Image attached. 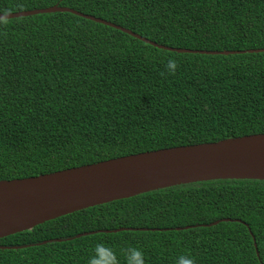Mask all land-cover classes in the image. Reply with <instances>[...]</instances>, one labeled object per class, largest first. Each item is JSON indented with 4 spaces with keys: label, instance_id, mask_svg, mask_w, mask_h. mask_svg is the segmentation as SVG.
Instances as JSON below:
<instances>
[{
    "label": "trees",
    "instance_id": "trees-1",
    "mask_svg": "<svg viewBox=\"0 0 264 264\" xmlns=\"http://www.w3.org/2000/svg\"><path fill=\"white\" fill-rule=\"evenodd\" d=\"M55 4L191 51L69 11L0 18V180L264 132V51H249L264 48V0H0V13ZM222 218L241 221L201 225ZM119 227L138 230L30 245ZM0 245V264H264V180L153 189Z\"/></svg>",
    "mask_w": 264,
    "mask_h": 264
},
{
    "label": "water",
    "instance_id": "water-1",
    "mask_svg": "<svg viewBox=\"0 0 264 264\" xmlns=\"http://www.w3.org/2000/svg\"><path fill=\"white\" fill-rule=\"evenodd\" d=\"M56 11H69L95 21L108 23L159 48L191 51L189 48H174L160 44L104 18L59 4L46 8L0 13V18ZM249 51L261 52L264 48ZM201 52L234 54L243 51L202 50ZM215 179L264 180V132L132 153L29 177L1 179L0 238L32 229L48 220L97 204L131 197L153 189ZM232 220L241 221L222 218L201 225L211 226ZM243 223L246 224V222ZM122 230H138V228L119 227L113 230H93L30 245L71 240L101 231ZM254 240L259 256L255 237ZM24 246H12V248ZM0 247L3 246L0 245Z\"/></svg>",
    "mask_w": 264,
    "mask_h": 264
},
{
    "label": "clouds",
    "instance_id": "clouds-1",
    "mask_svg": "<svg viewBox=\"0 0 264 264\" xmlns=\"http://www.w3.org/2000/svg\"><path fill=\"white\" fill-rule=\"evenodd\" d=\"M169 66L174 69L175 68V61H169ZM184 264H192V261H190V260L189 261H185Z\"/></svg>",
    "mask_w": 264,
    "mask_h": 264
},
{
    "label": "rangeland",
    "instance_id": "rangeland-1",
    "mask_svg": "<svg viewBox=\"0 0 264 264\" xmlns=\"http://www.w3.org/2000/svg\"><path fill=\"white\" fill-rule=\"evenodd\" d=\"M52 239V238H51Z\"/></svg>",
    "mask_w": 264,
    "mask_h": 264
}]
</instances>
